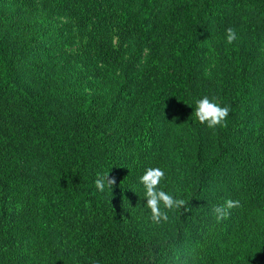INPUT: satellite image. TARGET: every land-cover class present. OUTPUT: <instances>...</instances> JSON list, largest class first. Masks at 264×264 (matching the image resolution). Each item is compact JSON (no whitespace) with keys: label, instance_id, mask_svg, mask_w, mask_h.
I'll use <instances>...</instances> for the list:
<instances>
[{"label":"trees","instance_id":"obj_1","mask_svg":"<svg viewBox=\"0 0 264 264\" xmlns=\"http://www.w3.org/2000/svg\"><path fill=\"white\" fill-rule=\"evenodd\" d=\"M0 264H264V0H0Z\"/></svg>","mask_w":264,"mask_h":264},{"label":"clouds","instance_id":"obj_2","mask_svg":"<svg viewBox=\"0 0 264 264\" xmlns=\"http://www.w3.org/2000/svg\"><path fill=\"white\" fill-rule=\"evenodd\" d=\"M238 39L236 30L233 28L227 29L226 40L228 44H232ZM230 109L227 106H222L215 99H210L208 96L196 101L195 118L202 125H206L209 129L217 126H225V122L229 116ZM165 180V172L159 167H150L139 178V182L143 189V197L146 198V208L150 209L151 219L159 224L162 221L166 222L168 211L181 210L186 208V201L181 198L174 197L170 192L163 190L162 181ZM116 184L115 178H109L108 174L98 176L95 181L96 189L103 193L106 189L112 190ZM240 202L228 200L225 205L217 206L213 209L217 221L228 217L229 210L239 207Z\"/></svg>","mask_w":264,"mask_h":264},{"label":"rangeland","instance_id":"obj_3","mask_svg":"<svg viewBox=\"0 0 264 264\" xmlns=\"http://www.w3.org/2000/svg\"><path fill=\"white\" fill-rule=\"evenodd\" d=\"M210 44H211V41L208 39V40L205 42V46L208 48V47H210Z\"/></svg>","mask_w":264,"mask_h":264}]
</instances>
